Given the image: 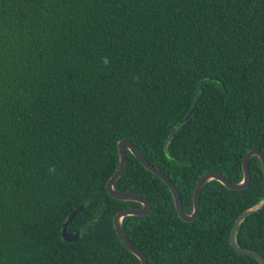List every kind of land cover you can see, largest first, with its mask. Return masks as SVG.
<instances>
[{
	"label": "trees",
	"instance_id": "16d2710c",
	"mask_svg": "<svg viewBox=\"0 0 264 264\" xmlns=\"http://www.w3.org/2000/svg\"><path fill=\"white\" fill-rule=\"evenodd\" d=\"M122 139L187 212L204 173L239 182L245 153L264 154V0H0V264H140L113 228L140 205L105 189ZM248 167L243 190L206 183L184 222L127 151L114 187L151 210L123 218V232L148 264H259L229 244L237 217L264 198L259 159ZM81 204L67 229L79 239L64 242ZM236 240L264 258V205Z\"/></svg>",
	"mask_w": 264,
	"mask_h": 264
},
{
	"label": "water",
	"instance_id": "95a60500",
	"mask_svg": "<svg viewBox=\"0 0 264 264\" xmlns=\"http://www.w3.org/2000/svg\"><path fill=\"white\" fill-rule=\"evenodd\" d=\"M204 81L200 82L198 92L194 101L192 108L189 110L187 115L176 124V126L170 131L164 147L166 148L169 142L171 141L176 129L185 121H187L195 112L199 100H200V93L203 87ZM117 151H118V166L116 170L113 172L111 177L108 179L105 185V189L107 194L116 200L126 201V202H134L139 204V207H128L125 208L115 214L113 217V228L119 240L126 246L131 254H133L140 262V264H148L147 259L140 248L135 246L125 235L122 229V221L123 218L127 216H144L148 214L151 210L150 201L143 195L133 192H120L117 191L114 187L115 182L118 178L123 174L127 164V151L140 163V165L145 168L147 171L151 172L153 175L158 177L164 184H166L167 188L169 189L173 203L177 212L178 217L183 220L184 222H193L196 220L199 214V200L201 191L204 185L210 181H217L226 187L229 190H243L245 189L249 182H250V172H249V160L251 157H257L260 161L262 173L264 177V154L258 148H252L248 150L245 155L243 156L241 162L242 168V179L239 182H231L223 175L216 173V172H206L204 173L201 178L197 181L193 195H192V211L187 212L183 209V204L180 198L179 190L174 185V183L168 178V176L162 172L160 169L152 165L141 153L140 151L134 146L132 142L126 139L119 140L117 143ZM264 205V198H262L258 203L255 205L247 208L244 210L235 220L230 234H229V244L232 249L243 256H249L257 260L259 264H264V258L255 251L247 250L241 248L237 244L236 236L238 228L240 227L241 223L244 219L249 216L250 214L258 211ZM84 208V204L79 205L74 210H72L61 228V238L64 242H76L79 239V232L70 233L67 231V227L72 222V220L82 211Z\"/></svg>",
	"mask_w": 264,
	"mask_h": 264
},
{
	"label": "clouds",
	"instance_id": "9594fccd",
	"mask_svg": "<svg viewBox=\"0 0 264 264\" xmlns=\"http://www.w3.org/2000/svg\"><path fill=\"white\" fill-rule=\"evenodd\" d=\"M103 63L106 65L108 63V59L107 58H104L103 59ZM54 171V169H52Z\"/></svg>",
	"mask_w": 264,
	"mask_h": 264
},
{
	"label": "flooded vegetation",
	"instance_id": "af4514ba",
	"mask_svg": "<svg viewBox=\"0 0 264 264\" xmlns=\"http://www.w3.org/2000/svg\"><path fill=\"white\" fill-rule=\"evenodd\" d=\"M67 229H68V227H67ZM68 231V230H67ZM70 233H72V232H70Z\"/></svg>",
	"mask_w": 264,
	"mask_h": 264
}]
</instances>
